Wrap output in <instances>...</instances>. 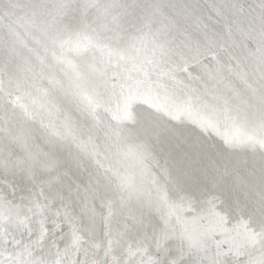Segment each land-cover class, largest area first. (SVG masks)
<instances>
[{"label":"snow or ice","instance_id":"1","mask_svg":"<svg viewBox=\"0 0 264 264\" xmlns=\"http://www.w3.org/2000/svg\"><path fill=\"white\" fill-rule=\"evenodd\" d=\"M231 7L264 16V0ZM73 10L57 5L50 42L92 130L55 133L65 147L0 205V264H264V23L121 49L62 23ZM85 56L103 92L87 90Z\"/></svg>","mask_w":264,"mask_h":264},{"label":"bare ground","instance_id":"2","mask_svg":"<svg viewBox=\"0 0 264 264\" xmlns=\"http://www.w3.org/2000/svg\"><path fill=\"white\" fill-rule=\"evenodd\" d=\"M61 0H0V205L20 202L31 187L29 173L36 160L65 146L55 133L91 129L84 105L74 95L70 74L54 59L50 37ZM74 10L62 23L82 21L115 48H126L143 36L147 47H171L206 41H227L239 27L264 23L253 13L239 19L231 7H255L260 0H72ZM242 44L251 40L240 38ZM89 92H103L102 78L88 70V57H74ZM146 111L142 105L135 109ZM102 120L110 114L98 111ZM26 238V237H25Z\"/></svg>","mask_w":264,"mask_h":264}]
</instances>
